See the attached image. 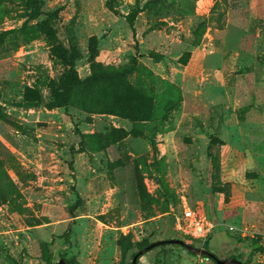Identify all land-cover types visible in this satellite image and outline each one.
Listing matches in <instances>:
<instances>
[{
    "label": "rangeland",
    "instance_id": "rangeland-1",
    "mask_svg": "<svg viewBox=\"0 0 264 264\" xmlns=\"http://www.w3.org/2000/svg\"><path fill=\"white\" fill-rule=\"evenodd\" d=\"M141 2L133 27L135 0H0V243L132 264L182 238L264 264V0ZM137 264L217 263L167 241Z\"/></svg>",
    "mask_w": 264,
    "mask_h": 264
},
{
    "label": "built area",
    "instance_id": "built-area-1",
    "mask_svg": "<svg viewBox=\"0 0 264 264\" xmlns=\"http://www.w3.org/2000/svg\"><path fill=\"white\" fill-rule=\"evenodd\" d=\"M176 218V228L181 234L203 242L211 236L215 228V225L208 218L187 204H184L181 214L177 215Z\"/></svg>",
    "mask_w": 264,
    "mask_h": 264
},
{
    "label": "water",
    "instance_id": "water-1",
    "mask_svg": "<svg viewBox=\"0 0 264 264\" xmlns=\"http://www.w3.org/2000/svg\"><path fill=\"white\" fill-rule=\"evenodd\" d=\"M165 241H169L171 243H178L189 251L195 252V253L200 254V255H206L207 256L206 258H208L209 260H214L217 264H244V262L241 259L236 258V257H229L226 259H221L216 254H214L212 251H210L206 248L194 245L192 243H189V242H187L181 238H171L169 240H156V241L149 243L148 245L144 246L142 249L137 251V253L133 257V263L132 264H137V258L139 255L144 254L148 250H151L155 246H157V245H159ZM54 264H72V263H70L66 258L60 257V259L57 262H55Z\"/></svg>",
    "mask_w": 264,
    "mask_h": 264
},
{
    "label": "trees",
    "instance_id": "trees-1",
    "mask_svg": "<svg viewBox=\"0 0 264 264\" xmlns=\"http://www.w3.org/2000/svg\"><path fill=\"white\" fill-rule=\"evenodd\" d=\"M146 4H142L141 0H135V4L132 6V8L130 9L129 13L127 14V20L130 22V24L134 27V20L136 18V16L145 8ZM44 24L48 27H51L49 22L47 20H44ZM51 29V28H50ZM134 66L128 68L127 72L129 71H133ZM182 239V238H181ZM210 240V237L205 241V244ZM164 243H167V241L163 242ZM162 244V243H161ZM159 244V245H161ZM175 244H178V243H175ZM148 245V244H147ZM157 245V246H159ZM180 245V244H179ZM155 246V247H157ZM182 246V245H181ZM154 247V248H155ZM143 248V247H142ZM141 248V249H142ZM153 249V248H152ZM140 250V249H139ZM149 251V250H148ZM189 253H192V254H196L195 252H192V251H189ZM137 253V252H136ZM135 253V254H136ZM135 254L133 255V257L135 256ZM143 254L139 255L138 258H137V263L140 259V257L142 256ZM203 257H207L206 255H202ZM60 257H65V252H61L60 253ZM0 260L4 261L5 263L7 264H23L22 261H19L15 256H13L10 251H9V248L4 246L3 244L0 243ZM52 260H53V255L52 254H49L48 255V258H47V263L48 264H51L52 263ZM69 261V260H68ZM70 262V261H69ZM72 263V262H70ZM73 264V263H72Z\"/></svg>",
    "mask_w": 264,
    "mask_h": 264
}]
</instances>
